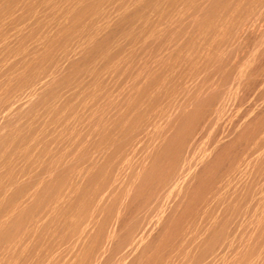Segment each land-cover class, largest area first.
<instances>
[{
  "label": "bare ground",
  "instance_id": "6f19581e",
  "mask_svg": "<svg viewBox=\"0 0 264 264\" xmlns=\"http://www.w3.org/2000/svg\"><path fill=\"white\" fill-rule=\"evenodd\" d=\"M0 264H264V0H0Z\"/></svg>",
  "mask_w": 264,
  "mask_h": 264
}]
</instances>
